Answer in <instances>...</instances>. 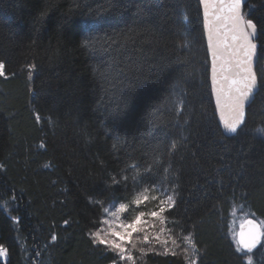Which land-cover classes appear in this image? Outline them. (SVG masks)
<instances>
[{"label": "trees", "instance_id": "16d2710c", "mask_svg": "<svg viewBox=\"0 0 264 264\" xmlns=\"http://www.w3.org/2000/svg\"><path fill=\"white\" fill-rule=\"evenodd\" d=\"M244 12L264 57V0ZM0 61V264H114L89 232L125 199L111 177L127 163H151L176 200L178 254L157 224L137 234L136 264H187L188 234L198 264H247L234 223L264 221V60L244 125L222 134L199 0H0ZM251 255L264 264V241Z\"/></svg>", "mask_w": 264, "mask_h": 264}, {"label": "snow or ice", "instance_id": "6c2138e0", "mask_svg": "<svg viewBox=\"0 0 264 264\" xmlns=\"http://www.w3.org/2000/svg\"><path fill=\"white\" fill-rule=\"evenodd\" d=\"M246 0H202L206 6L211 5L212 14L209 17L207 7L204 12L205 27L208 33V48L212 55V80L216 85V105L219 109V119L222 124V134L236 135L245 123V107L250 99L254 98L257 91L258 76L256 65L264 60L258 56L257 24L247 17L243 11ZM44 13H41L43 16ZM92 41H85V47H94ZM219 61V63H217ZM31 67V66H30ZM0 77L7 78L5 63L0 61ZM39 121V115L36 116ZM264 135V129L257 130ZM40 147H44L43 144ZM175 141L170 145L175 149ZM159 164V156L152 161ZM2 167V166H0ZM131 170V176H129ZM152 172V164L146 163L141 168L136 163H127L119 172L120 180L116 176L111 177L113 184H120L125 193V199L114 202V211L110 213L115 219H104L103 224L107 229L90 230L89 238L94 244L102 245L115 254L114 264H136V257L131 249L136 244L132 242L134 233H143V241L148 242L149 229H157L153 239L159 242L163 248V254L176 256L178 247L175 239H172V248L165 233L171 230L166 228L170 220L176 221L168 214L175 208V189L162 183L148 181V173ZM167 174L168 169H164ZM130 181V183H129ZM155 191L158 195L149 196V192ZM154 201L155 206L151 210L141 209V205ZM91 203L102 206L103 201L91 200ZM132 208L133 215L130 219L121 218ZM108 213V209L103 210ZM67 223V221H65ZM236 231V230H234ZM237 235V252L247 253V264H252V253L264 241V221L257 222L247 216L239 224ZM164 237V238H162ZM56 239L55 236L52 237ZM181 251L187 257V264H198L200 250L197 248L192 235L184 237V247ZM142 254H145L141 249ZM159 254V253H158ZM7 257V250L0 246V258Z\"/></svg>", "mask_w": 264, "mask_h": 264}, {"label": "water", "instance_id": "95a60500", "mask_svg": "<svg viewBox=\"0 0 264 264\" xmlns=\"http://www.w3.org/2000/svg\"><path fill=\"white\" fill-rule=\"evenodd\" d=\"M199 1H200L201 10H202L204 33H205V39H206V44H207L208 56H209V60H210V84H211L212 97H213V100L215 102L216 114H217V117H218L220 128L222 130V124H221L220 119H219V109L217 108V105H216V91H215L216 85L213 84V80H212V75H213V73H212V55H211V50L208 48V33H207V28L205 27V16H204V12H205L206 7H207V10H208V13H209V17H211L213 9H212L211 5L206 6V5H204L202 3V0H199ZM248 2H249V0H246L245 6H246V4ZM245 6H244L243 11L245 10ZM258 56H259V47H258ZM217 63H219V61ZM258 90H259V80H258V85H257V91H256V93L254 95V98H255ZM254 98L250 99L249 103L246 105L245 112H246L247 108L249 107V105L254 100ZM225 135L226 136H233V135H228V134H225Z\"/></svg>", "mask_w": 264, "mask_h": 264}, {"label": "rangeland", "instance_id": "374dc122", "mask_svg": "<svg viewBox=\"0 0 264 264\" xmlns=\"http://www.w3.org/2000/svg\"><path fill=\"white\" fill-rule=\"evenodd\" d=\"M152 195H158V193L157 192H155V191H151V192H149V196H152ZM154 206H155V202L154 201H149V202H147V204H145V205H141V209L142 210H145V211H148V210H151L152 208H154ZM106 209H108V213H105V215H104V219H115L114 217H111L110 216V213L112 212V211H114L115 210V208L113 207V203H111L110 205H108L107 207H106ZM134 213H133V211H132V208L130 207L129 208V210H128V212L127 213H124V214H122V219L123 218H128V219H130L131 218V216L133 215ZM245 218H242V217H239L236 221H235V227H234V230H236V231H238V229H239V224L241 223V221H243ZM107 225H103L102 226V229H107ZM149 230H151V229H149ZM236 231H235V233H236ZM137 234L138 233H134L133 234V239H132V242L134 243V241H135V238H136V236H137ZM2 260H4V261H6L7 260V257L6 258H1Z\"/></svg>", "mask_w": 264, "mask_h": 264}, {"label": "bare ground", "instance_id": "6f19581e", "mask_svg": "<svg viewBox=\"0 0 264 264\" xmlns=\"http://www.w3.org/2000/svg\"><path fill=\"white\" fill-rule=\"evenodd\" d=\"M236 239H237V235H236Z\"/></svg>", "mask_w": 264, "mask_h": 264}]
</instances>
